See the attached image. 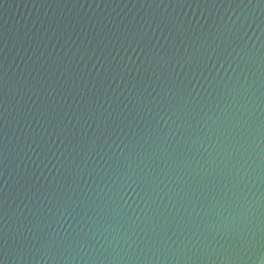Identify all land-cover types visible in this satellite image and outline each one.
Wrapping results in <instances>:
<instances>
[{"label":"water","instance_id":"1","mask_svg":"<svg viewBox=\"0 0 264 264\" xmlns=\"http://www.w3.org/2000/svg\"><path fill=\"white\" fill-rule=\"evenodd\" d=\"M262 218L264 0H0V264H264Z\"/></svg>","mask_w":264,"mask_h":264},{"label":"snow or ice","instance_id":"2","mask_svg":"<svg viewBox=\"0 0 264 264\" xmlns=\"http://www.w3.org/2000/svg\"><path fill=\"white\" fill-rule=\"evenodd\" d=\"M257 248L264 250V218L260 221L259 231L254 225L233 228L221 245L222 257L232 259L240 253H249ZM215 251V248H214Z\"/></svg>","mask_w":264,"mask_h":264}]
</instances>
